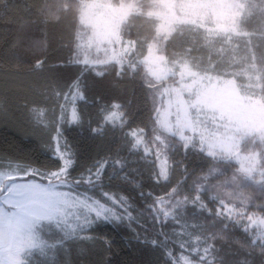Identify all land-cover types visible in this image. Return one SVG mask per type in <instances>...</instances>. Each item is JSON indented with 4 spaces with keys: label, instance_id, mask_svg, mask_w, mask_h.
Masks as SVG:
<instances>
[{
    "label": "trees",
    "instance_id": "obj_1",
    "mask_svg": "<svg viewBox=\"0 0 264 264\" xmlns=\"http://www.w3.org/2000/svg\"><path fill=\"white\" fill-rule=\"evenodd\" d=\"M80 1L0 0V169L32 170L23 178L45 182L61 167L57 138L69 161L63 176L68 190L105 205L114 200L126 216L93 220L67 238L41 224L46 246L30 252L24 264H177L186 254L177 232L185 228L207 264H264V235L248 226L249 216L264 219V188L242 184L249 204L234 215L221 214L216 187L235 174L232 160L170 138L167 172L160 178L156 159L135 147L133 130L144 139L157 131L140 63L155 40L157 19L144 5L130 13L119 29L121 40L132 44L121 64L89 66L76 60ZM255 9L239 22L240 34L212 35L180 23L157 39L159 50L168 62L232 79L241 90L244 74L255 69L264 105V0ZM73 87L81 99L77 122L69 123L60 103ZM114 106L120 124L103 121ZM239 150L257 152L264 170V142L251 136Z\"/></svg>",
    "mask_w": 264,
    "mask_h": 264
},
{
    "label": "rangeland",
    "instance_id": "obj_2",
    "mask_svg": "<svg viewBox=\"0 0 264 264\" xmlns=\"http://www.w3.org/2000/svg\"><path fill=\"white\" fill-rule=\"evenodd\" d=\"M143 5L146 14L157 19L155 40L140 61L155 108L157 131L144 139L142 131L133 130L135 147L156 159L160 178L167 172L165 148L170 138L198 147L209 156L232 160L235 174L216 190L220 197L217 212L234 215L249 204L242 194V184L264 188L258 153L239 150L240 143L251 136L264 142V105L258 95L257 72L253 68L244 74L241 90L232 79L200 74L186 62H168L157 39L168 36L180 23L202 27L212 35L240 34L239 22L256 10L257 0H81L76 60L89 66L121 64L132 44L121 40L120 25ZM80 99L76 87L61 98V112L67 114L69 123L77 122L75 104ZM103 121L122 122L116 106L104 115ZM54 153L61 167L45 182L23 178L32 170L22 173L13 166L0 169V254L8 249V264H24L30 252L44 249L41 224L50 225L67 238L83 231L93 220L112 221L126 216L114 200L105 205L69 191L63 179L69 161L59 150L57 138ZM248 226L264 235V219L249 216ZM177 241L186 253L177 264H207L202 260L206 257L204 250L188 228L177 232Z\"/></svg>",
    "mask_w": 264,
    "mask_h": 264
},
{
    "label": "crops",
    "instance_id": "obj_3",
    "mask_svg": "<svg viewBox=\"0 0 264 264\" xmlns=\"http://www.w3.org/2000/svg\"><path fill=\"white\" fill-rule=\"evenodd\" d=\"M0 244H1V247H3V242L1 240H0ZM3 249H5V248H3ZM7 250L8 249H5L3 251L1 250V254H0L1 264H8L9 263L10 255H9V252Z\"/></svg>",
    "mask_w": 264,
    "mask_h": 264
}]
</instances>
